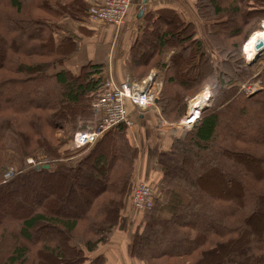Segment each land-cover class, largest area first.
I'll use <instances>...</instances> for the list:
<instances>
[{
	"label": "trees",
	"instance_id": "obj_1",
	"mask_svg": "<svg viewBox=\"0 0 264 264\" xmlns=\"http://www.w3.org/2000/svg\"><path fill=\"white\" fill-rule=\"evenodd\" d=\"M100 1L0 0V201L41 177L33 182L45 202L9 203L10 212L3 215L0 208V264H107L102 252L110 244L107 234L120 220L130 189L131 200L144 157L138 156L125 125L87 149H73V156L84 152L74 164L62 162L73 159V153L61 157V144L53 137L61 130L72 141L76 132L96 123L92 103L102 91L105 66L88 63L77 74L64 68L77 42L62 32V22L88 18V9ZM194 1L196 16L210 27L207 43L175 10H160L154 27L144 26L132 46V62L141 73L134 78L142 80L153 68L162 72L157 105L169 123L184 113L185 99L201 86L191 82L203 76H210L223 95H235L221 107L227 113L237 107L238 118L228 117L230 127L223 130L222 115L207 109L176 137L158 134L153 179L145 181L153 201L160 191L166 203L171 200L170 217L146 218L126 253L136 264H264V74L257 93L236 95L260 59L245 62L242 46L264 21V0ZM219 25L229 34H222ZM39 152L47 157V169L32 167L3 180L7 155L24 161L39 158ZM51 179L58 192L53 201L45 199ZM78 186L81 195L61 214L56 204ZM198 216L201 220L194 222ZM202 220L210 225L202 227ZM47 226L53 229L43 235Z\"/></svg>",
	"mask_w": 264,
	"mask_h": 264
},
{
	"label": "crops",
	"instance_id": "obj_2",
	"mask_svg": "<svg viewBox=\"0 0 264 264\" xmlns=\"http://www.w3.org/2000/svg\"><path fill=\"white\" fill-rule=\"evenodd\" d=\"M194 3V0H132V7L126 17L125 24L117 31L113 26L101 22H93L89 18H85L81 21L72 19L64 20L62 22V32L73 36L77 42L75 53L65 62L64 68L71 71L73 74H77L79 69L88 63L104 65L106 71L104 79H107L108 75H111L119 84L138 81L134 76L136 77L141 73L139 72L140 69L136 70L134 67L131 49L135 43V39L138 37L139 31L143 30L144 26H148L149 29L154 27V23L159 17L158 12L160 10H175L184 19L193 23L196 26L198 38L202 41H206V36L210 32V27L206 26L198 19L194 12ZM207 55L211 56L209 54ZM170 57L171 55L169 54L164 59V63L167 65H169ZM152 70L157 69L153 68L150 71ZM159 74L161 76L160 82H162V72L159 71ZM127 107L132 121L137 115H141L140 112L133 109L130 105ZM152 111L153 112L149 111L147 114L140 116L141 119L138 123H141V126H137V123L135 127L133 124L131 128H128L131 144L138 150V156L144 157L145 163L138 164V166H141V169L136 176L138 179H143L138 182L144 183H146L145 180L150 181L153 179L151 166L156 150L153 148L159 139L157 133V138L147 140L145 138L147 129L152 127V125H157V127L160 126L157 113L166 125L172 124L161 117L158 108L157 111ZM163 131H166V135L168 134V136L171 133V138L176 137L180 130L173 126V128L171 127L167 130L163 129ZM147 171L148 173L146 174ZM127 239L129 238L126 237L122 241V238L118 237L111 240V243L104 251L107 264H113L112 262L118 264V262L124 259V254L127 255L125 249V241ZM116 240L120 242V246L115 244ZM117 251L118 253H116Z\"/></svg>",
	"mask_w": 264,
	"mask_h": 264
},
{
	"label": "rangeland",
	"instance_id": "obj_3",
	"mask_svg": "<svg viewBox=\"0 0 264 264\" xmlns=\"http://www.w3.org/2000/svg\"><path fill=\"white\" fill-rule=\"evenodd\" d=\"M231 18L233 19V17H231ZM219 29H220V32L222 34H224V35H228L229 34V28H225V27L219 25L218 26V30ZM260 31H262V30L259 28L258 30L254 31L250 35V37L253 34H255L256 32H260ZM250 37L248 38V40L250 39ZM247 41L242 46V56H243L245 62L250 63L253 60V58L250 59L247 55L245 56V54H244V52H245V44L247 43ZM258 58H260V59L258 60V62H256L257 60L255 61L257 64H256L255 68L253 69L252 78L250 80H246V81L238 84V88H237L238 91H237L236 95L237 94H244L245 96H250V95H253V94L257 93L261 89V87H262V83H261L262 79H261V77L264 74V52ZM232 60H233V58H232ZM234 61H235L236 65H238V66L240 65L241 61H238V58H235ZM190 71H192V69H190ZM54 72H55V70H51V73H54ZM151 75H155L156 77L158 76L157 80L160 82L161 76L159 74V70L158 71L157 70L150 71L146 76H144V78L142 80H138V82H141L143 80H147L148 77L151 76ZM209 77L203 76V77H200V78H196L195 82H191V83H195V84H201V86L196 91H194V93L192 95L188 96L185 99V111L180 116L181 117L180 119H183L190 112L189 109H190L191 105L197 104L198 108H200V110H201L200 114L198 115V119L201 116V114L207 109L208 110L217 111V112H219L220 115H222L223 121H222V124H221V128L223 130H225L226 127H230V125L227 122V118L228 117H235L237 119L238 118V110L239 109L237 107H235L234 112L232 110L231 112L228 111V113H227V111L226 112H222V111H224V109L221 106L223 104H230L235 95L234 94L233 95H223L222 94L223 89H220L218 87L214 88L212 83L210 82V78ZM231 77H233V76H231ZM228 78H229V76H228ZM105 80L106 79H104V82H105ZM36 85L41 86L42 84H41V82H38V83H36ZM187 85L189 86L190 84L188 83ZM248 86H256L258 89L254 93L249 94V93H247L245 91V88H247ZM43 94H44V96H48V95H50V92L49 91H47L46 93L43 92ZM2 95H4V97L6 96V94H2ZM158 99H159V97H158ZM31 101H32V99H31ZM157 103H158V100L156 101L155 105L152 107L151 110H148V111H146L144 113H141L140 116H143V115L147 114L149 111L153 112L152 110L157 111V108L159 109ZM231 108L234 109V107H231ZM67 111L68 112L71 111V107L70 106L67 107ZM140 116L137 115L134 118V120H133L134 127L139 122V120L141 119ZM157 116H158V122L160 123V126L157 127V125L156 126L152 125V127H149L147 129V133L145 135V138L147 140H152V138H157L156 137L157 133L165 135L166 131H163V129L167 130V129L171 128V127L173 128L174 124L177 123L180 120L179 119L178 121H176V122H174L172 124L166 125L164 123V121L161 120V118L158 115V113H157ZM98 119H99V116L97 117V120ZM97 120H96V122H97ZM194 123H196V122H194ZM140 124L141 123H138L137 126H141ZM174 128L178 129L175 126H174ZM249 129H250V127H249ZM179 130H183V129H179ZM183 131H187V130L184 129ZM53 137L57 138V140L61 144V147H60V156L61 157H65V156H67L66 154L73 153L72 154L73 159H69V161H65L68 158H64V159H62V162H69V163L71 162L72 164H74L84 154V152H82L81 154H78L77 156H73L77 152L71 148L72 147L71 146V141L70 140L67 141V136L64 135L61 130L56 131ZM155 140H157V139H155ZM38 154H39L38 155L39 158L33 156V157L26 158L24 161L19 160V158L17 156L13 155V154L7 155L6 164L4 166H2V168H1V176L3 177V173L7 169H13L14 175L12 177L16 178V177L28 172L32 167H35V169H36V167H38L40 169L41 167H43L45 165H48L47 157L45 159L46 163H44L45 160L43 159L42 152H39ZM30 161H32V162H30ZM92 163L93 162H91V160H90L88 162L87 166L91 167ZM140 169H141V167H140ZM147 173H148V171L146 172V174ZM37 179H42V178L38 177V178L32 179L31 181L24 182V184H20V186H24V187L19 188L18 191H17V194L15 196H12V198H10L11 196L7 195V197L2 199L0 201V208H1V211H2L1 214L3 215V213L6 214L7 212H10V208L8 206L9 203L17 204V205L24 206V207H28L33 200L41 201L42 203H45L44 201H42L43 200L42 196H44L42 194H44V193L40 194V189L37 186L38 184L33 182V180H37ZM91 179L93 181H96L95 178L91 177ZM3 180L6 181L4 179V177H3ZM139 180H143V179H138L136 177L134 183L137 185L138 184L137 182ZM55 181H56L55 179H53V180L51 179V180H47L46 181L47 184L49 185L47 187H51V188L48 190V192H47L48 194L47 193L45 194V196H47V197H45V199H48L50 201H53L55 196H57V194H58L56 189H54ZM80 184H81V182L78 183V185H80ZM72 188H73L72 189L73 191L70 192L68 194V196H66L65 199H61L59 201V203L56 204V209L61 214L66 213L70 209L71 205H73L76 202V200L78 199V196L81 195V192H82L81 191V187L78 186L77 188H74V187H72ZM151 190L153 192L152 188H151ZM45 191H47V189H45ZM2 192H3V194L4 193L6 194V192H8V190L2 191ZM130 192H131V189L128 192V194L126 195V198H125V201H124L126 205H125V207L123 208V210L120 213V220L118 221L117 225L114 226L112 228V230H110V232L107 234V240L110 239V243H111V240H113L114 238H118V237L122 238V241L126 237L129 238V239L126 240L127 243L125 241V248H126L127 244L129 243L130 239L132 240V238L135 235L139 234L142 231V229H143V227L145 225V219L146 218L154 217L156 219H167V218L170 217V211H171V200H168V203H166V199L163 197L162 191H160L159 194L157 193L158 197L153 201V208L150 211H148V212L136 211V210H134L132 208V206L130 204V202H131L129 200ZM87 196H89V195H86V197ZM179 196H181L180 199L183 202H185L187 200L185 195L180 193ZM58 200H59V198H58ZM20 202H22V203H20ZM192 220L195 222L197 220H201V217L198 216V218H196V219L193 218ZM201 223H202V225H201L202 227L203 226L207 227V224L210 225V222L208 223V222H205L203 220L201 221ZM50 229L51 230L53 229L52 226H47L45 229L43 228L42 234L43 235L46 234L45 232L47 230H50ZM49 232H52V231H49ZM115 244L120 246V242L118 240L115 241ZM121 244H122V242H121ZM106 248L107 247H104L102 249V252H104ZM116 253H118V251ZM182 259L186 263L190 262V260L187 259V258H182ZM112 263L115 264L114 262H112ZM118 264H136V263L131 261L129 259V257L124 254V259L121 262H118Z\"/></svg>",
	"mask_w": 264,
	"mask_h": 264
},
{
	"label": "built area",
	"instance_id": "obj_4",
	"mask_svg": "<svg viewBox=\"0 0 264 264\" xmlns=\"http://www.w3.org/2000/svg\"><path fill=\"white\" fill-rule=\"evenodd\" d=\"M131 7L132 0H101L88 9L87 15L91 21L113 26L117 31L125 24ZM161 88L162 84L155 75H151L147 80L141 82L134 81L120 84L111 75H108L99 97L92 103V108L99 116L98 122L92 128L76 132L72 137L71 148L75 150L87 149L101 139L105 133L118 125L131 128L133 121L130 118L127 106L130 105L135 110H138V108L152 109L158 100ZM257 89L256 86H248L245 91L252 94ZM187 115L192 117L190 112ZM197 120L198 116L194 122ZM194 124L193 122L190 123L189 119H180L174 126L178 129H189ZM13 175V169H7L3 173L5 180ZM131 203L133 209L139 212L152 209L151 188L144 182H138Z\"/></svg>",
	"mask_w": 264,
	"mask_h": 264
},
{
	"label": "bare ground",
	"instance_id": "obj_5",
	"mask_svg": "<svg viewBox=\"0 0 264 264\" xmlns=\"http://www.w3.org/2000/svg\"><path fill=\"white\" fill-rule=\"evenodd\" d=\"M262 24V25H261ZM260 29L262 30V31H260V32H256L255 34H253L251 37H250V39L247 41V43L245 44V53H246V55L250 58V59H252V58H254L256 55H257V53L255 52V50H254V43H255V41L257 40V38H261L263 41H264V21H262L261 23H260ZM147 110H149V109H146V111ZM138 111V110H137ZM139 112V111H138ZM200 112H201V110L198 108V105L197 104H194V105H191L190 106V113L192 114V117H188V115H186L183 119H189V122L190 123H194V120L196 119V117L200 114ZM99 120V119H98ZM98 120H97V122H98ZM96 122V123H97ZM95 123V124H96ZM94 124V125H95ZM93 125V126H94ZM92 126V127H93ZM92 127H90V128H92ZM190 129V128H189ZM137 186V185H136ZM136 188V187H135ZM135 190V189H134ZM134 192V191H133ZM132 195H133V193H132ZM132 195H131V198H132ZM152 198H153V192H152ZM131 201V200H130ZM130 204H131V206H132V203L130 202ZM133 208V207H132ZM153 208V207H152ZM135 210V209H134ZM151 210V209H150ZM150 210H147V211H142V212H148V211H150Z\"/></svg>",
	"mask_w": 264,
	"mask_h": 264
},
{
	"label": "water",
	"instance_id": "obj_6",
	"mask_svg": "<svg viewBox=\"0 0 264 264\" xmlns=\"http://www.w3.org/2000/svg\"><path fill=\"white\" fill-rule=\"evenodd\" d=\"M254 50L257 53V55L253 58V60L250 63H254L258 59V57H260V55L264 52V41L261 38H257V40L255 41ZM138 111L140 113H144V112H146V109L138 108ZM41 168L47 169L48 165H45V166H43ZM36 169L38 170L39 168L36 167Z\"/></svg>",
	"mask_w": 264,
	"mask_h": 264
}]
</instances>
